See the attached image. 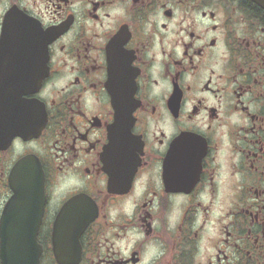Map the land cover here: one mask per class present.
<instances>
[{
  "label": "flooded vegetation",
  "instance_id": "flooded-vegetation-1",
  "mask_svg": "<svg viewBox=\"0 0 264 264\" xmlns=\"http://www.w3.org/2000/svg\"><path fill=\"white\" fill-rule=\"evenodd\" d=\"M7 27L0 264L26 238L39 264H264V0H0Z\"/></svg>",
  "mask_w": 264,
  "mask_h": 264
},
{
  "label": "water",
  "instance_id": "water-1",
  "mask_svg": "<svg viewBox=\"0 0 264 264\" xmlns=\"http://www.w3.org/2000/svg\"><path fill=\"white\" fill-rule=\"evenodd\" d=\"M5 33V34H4ZM12 39L11 32H9V28L7 27V30L3 32V36L0 43V58L8 54V43ZM3 61V60H0ZM5 80V79H2ZM7 80V79H6ZM26 160L20 161L17 166L15 167L16 172V178L20 176V172L23 168L28 167V162ZM37 170V173H27L25 176L21 178L20 183H27V184H42V187L44 185V172H39ZM37 178V181H36ZM44 190V188H42ZM86 224H83L82 228H84ZM26 241V244H23L22 247L25 248V250L20 251L18 253H14L13 250L10 252L9 246L2 240V260L3 264H39V256L37 255V252H30L29 249L32 248L34 245H36L31 241L30 238L23 239Z\"/></svg>",
  "mask_w": 264,
  "mask_h": 264
}]
</instances>
